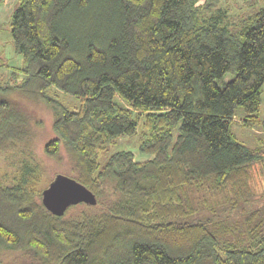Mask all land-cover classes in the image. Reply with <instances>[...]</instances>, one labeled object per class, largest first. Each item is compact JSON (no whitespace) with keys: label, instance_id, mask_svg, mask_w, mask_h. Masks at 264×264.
Segmentation results:
<instances>
[{"label":"trees","instance_id":"trees-1","mask_svg":"<svg viewBox=\"0 0 264 264\" xmlns=\"http://www.w3.org/2000/svg\"><path fill=\"white\" fill-rule=\"evenodd\" d=\"M228 3L17 0L8 25L23 78L0 84V153L20 154L21 177L0 182V254L17 253L14 264H264V148L231 131L238 107L245 126L264 125V2L236 14ZM15 95L51 110L43 153L95 205L54 215L42 204L34 119ZM136 134L151 158L118 150L98 163Z\"/></svg>","mask_w":264,"mask_h":264},{"label":"rangeland","instance_id":"rangeland-1","mask_svg":"<svg viewBox=\"0 0 264 264\" xmlns=\"http://www.w3.org/2000/svg\"><path fill=\"white\" fill-rule=\"evenodd\" d=\"M254 4L263 3L264 0H229V7L232 14L242 12L248 8V4L251 2ZM17 4V0H4L0 3V84H11L14 81L20 82L23 75L20 73L19 68L22 65V57L16 54L13 48L9 33V19ZM11 71H15V75ZM229 77V76H227ZM58 98L64 104L73 108L79 104V98L65 94L58 91ZM261 108L260 118L264 121V85L261 94ZM13 100L28 114L32 115V128L35 132L34 139L32 141V152L39 163L41 172L35 181L37 189L42 190L45 188L51 176L56 173H63L59 171V160L49 158L43 153L44 143L54 136L52 131L53 114L49 108L42 103H36L23 97L22 95H15ZM116 101L125 104V101L116 97ZM243 111L241 107L235 109V113L231 122V131L239 141H242L246 146L250 148H257L262 146L264 148V125H252L245 126L241 120ZM141 126L138 127L140 132ZM138 134L132 137H121L117 142L109 145L106 150H102L98 153V163L102 165L106 159L114 152L118 150H131L134 154V159L137 161H144L151 158V155L142 154L138 151ZM62 151L61 154H63ZM63 158L65 155H62ZM21 158L19 153L16 154H4L0 153V182L9 185L15 178L20 179L18 160ZM66 158V157H65ZM64 158V159H65ZM17 179V178H16ZM15 183V182H14ZM17 255L15 252H3L0 254V264H14V257Z\"/></svg>","mask_w":264,"mask_h":264},{"label":"water","instance_id":"water-1","mask_svg":"<svg viewBox=\"0 0 264 264\" xmlns=\"http://www.w3.org/2000/svg\"><path fill=\"white\" fill-rule=\"evenodd\" d=\"M41 201L52 214L62 215L71 205L81 202L95 205L96 196L74 178L64 173H56L48 185L41 190Z\"/></svg>","mask_w":264,"mask_h":264}]
</instances>
